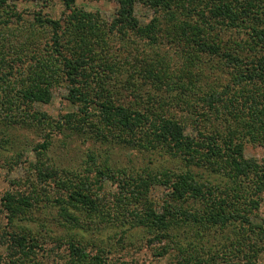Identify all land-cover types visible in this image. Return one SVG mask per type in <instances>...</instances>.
<instances>
[{"label":"trees","instance_id":"16d2710c","mask_svg":"<svg viewBox=\"0 0 264 264\" xmlns=\"http://www.w3.org/2000/svg\"><path fill=\"white\" fill-rule=\"evenodd\" d=\"M18 1L0 0V150L12 148L11 129L41 127L156 151L181 159L183 168L115 173L105 162L94 178L72 170H39L42 181L52 179L57 186L53 196L40 193L30 179L12 181L24 188L8 190L2 199L8 226L0 239L1 264H45L41 252L54 255L58 264H109L106 255L116 253L115 247L91 245L82 235L92 229L91 222L99 220L95 227L100 229L109 221L110 211L95 187L115 177L121 194L116 200L143 205L129 229L142 228L156 243H166L159 257L175 251L177 264H209L198 249L197 240L205 236L201 231L233 228L240 239L223 244L218 260L243 254L244 264H255L264 251V227L252 220L264 194V163L246 158L244 151L247 142L264 147V0H116L119 10L112 22L77 8L76 0H61L67 12L60 19L43 16L52 0H22L40 5L29 23L17 11ZM141 2L155 11L148 24L135 15ZM133 37L151 46L153 54L135 44L137 54L125 65L107 60L100 65V59L113 55L115 39L131 48ZM11 51L18 57L10 61ZM24 57L35 58V64L19 72ZM121 74L130 80L140 74L154 91L142 93L134 81L136 86L129 87L134 99L125 101L121 90L115 91ZM65 84L76 110L55 121L39 106L50 104L53 89ZM38 147L46 152L50 145ZM156 185L166 191L160 208L150 198ZM49 203L58 207V222L70 234H45L46 226L36 230L27 221ZM129 232L120 243L132 238ZM49 241L58 244L57 250L46 248ZM89 247L98 250L96 255Z\"/></svg>","mask_w":264,"mask_h":264},{"label":"rangeland","instance_id":"374dc122","mask_svg":"<svg viewBox=\"0 0 264 264\" xmlns=\"http://www.w3.org/2000/svg\"><path fill=\"white\" fill-rule=\"evenodd\" d=\"M75 5L79 9L99 13L108 22L113 21L115 18L114 16L119 10V3L116 0H76ZM39 6L33 2L20 0L17 2L16 8L24 20L29 23L34 21V14L40 9ZM45 6L46 7L42 10L43 16L49 15L54 19H60L63 18L65 12H67L61 0H52L51 3L45 4ZM135 15L142 24H148L154 18L155 11L149 3L141 2L136 4ZM49 37L50 35L48 36V39ZM131 42L134 44L130 48L127 42L124 43L118 38L115 39L112 46L113 55L108 59H104L102 62L100 59V65H102L103 62L105 63V60H107V62H118L121 63V65H125V63L129 62L127 58L130 57L132 53L137 54V46L135 44L139 45L140 50L146 46L145 51L148 52L147 54H153V50L150 48L151 46L149 47L146 45L145 41H140L133 37L131 38ZM19 44H21L20 41ZM168 48L169 47H166L165 49ZM171 51L173 52L172 47ZM138 53L141 54V51ZM17 57L18 55L16 56V54H13L11 51L10 61ZM173 57H176V55ZM22 60L24 62L23 65H21V63L19 64L21 65L19 72L29 70L31 68L30 66L35 64V58L30 59L29 57H24ZM172 69L177 71L178 68L176 69L173 66ZM18 75L19 73L15 78H17ZM114 81H116L115 91H119L120 89L122 95L125 96V101H131L134 99L133 95H131L132 89L129 88L130 86H142V93L151 90L154 91V86L151 81L150 84L143 85L145 80L140 74L135 75L134 79L131 80L127 75L121 74V76ZM134 81L137 83L135 86L133 85ZM204 86L205 82L198 84V88H201L202 91L204 90ZM68 95L69 88L67 84L56 87L53 89L51 103L39 106V108L42 112H46L52 120L58 121L65 114L76 110L75 106L67 100ZM173 108H175L173 109L175 112L180 111V108L178 107ZM180 113L181 112H178V114ZM10 132L12 134V148H9L8 151L0 150V239L4 231H6L5 228L8 226L7 215L3 212V196L8 190L24 188L13 186L14 183L12 181H26L30 179V182H33L35 186L40 188V193H42L43 190H46L50 192L51 196L56 195L57 186L54 181L52 179L42 181L43 179L39 176V170H44L45 172L51 171L52 169L72 170L79 176H90V178H94L97 176V171L104 167L105 162L108 163V166L115 169V173L118 172L119 169L128 170L129 173L132 171L142 173L143 170L145 171V167H156L160 170L169 167L171 170L177 169L178 171H181L183 168V162L179 158H173L169 155L158 156L157 154L159 153L156 151L147 152L140 148L103 143L95 138H88L86 136H69V132L67 131L62 133L57 129L18 127L15 130L11 129ZM43 143H48L50 145L49 150L46 152L42 151L40 147L37 148L38 145ZM17 153L19 156H17ZM244 154L246 158H253L260 163H264V147L261 145L247 142L245 144ZM91 155L95 156V162L90 159ZM195 171L199 175H204V178L209 177V174L205 173L202 169H195L194 172ZM102 184L103 186H101V188L96 186L95 189L97 190V196L102 199L101 202L103 206H105L104 210L110 211L111 217L106 224L100 227V229L95 227L99 223V220L91 222L92 229L84 232L82 237L86 240H90L91 245L92 242H95L104 247L109 245L114 246L116 250L113 252H117L112 255H106L110 258L106 261L109 264H120V262L123 261H127L131 264H177L175 251H172L163 257L158 256V253L164 248V246H166V243H156V241H154L155 239H152V236L147 234L142 228L129 229L130 225L135 224L131 221V217L135 216L136 210L142 209L143 205L133 203L131 206H127L126 203L122 204L121 202H118L119 200H116L121 195L118 178L115 177V179L110 181L103 178ZM27 188L25 190L29 193V189ZM150 191V198L156 202V207L158 205L157 208H160L166 198L165 187H160L159 185L152 186ZM39 197L41 198V195ZM47 206L48 208L44 207L43 209H36L29 214L27 221H32L30 224L36 230L41 229L42 225L46 226V228L43 229L45 234H47V231L51 235L57 237L65 236L68 233L70 234L68 228L58 222V207H53L50 203ZM80 216L83 218L85 217L83 214H80ZM252 220L264 227V194L258 208L252 214ZM27 221L23 223H28ZM17 223L21 224L18 221ZM127 229L130 230L128 234L131 235L132 238L123 240L125 248L122 249L123 244L120 243L119 240L125 233L127 234ZM201 232L205 236L201 241L197 240V244L199 253L201 257L204 258L205 262L209 261V264H227L229 258L232 262H236L237 264H244L246 262L247 259L243 254L237 258L227 257L218 260L221 253L226 250L223 244L231 243L233 241L237 242L240 239L237 229L233 231V228H230L229 230L219 232L215 230L206 231L204 229ZM252 242H254V240ZM46 248H55L57 250L58 244L49 241ZM89 249L93 255H96V252L98 251L97 249H94L93 251L92 247H89ZM59 252L61 251L59 250ZM4 254L5 249L1 246L0 241V264L1 258ZM47 255L48 252H46L45 256L41 252L39 259L45 264H58V258L54 257V255L47 257ZM212 256H214V258H211ZM254 262L255 264H264V251L254 260Z\"/></svg>","mask_w":264,"mask_h":264}]
</instances>
